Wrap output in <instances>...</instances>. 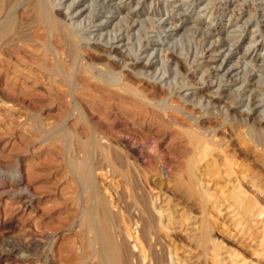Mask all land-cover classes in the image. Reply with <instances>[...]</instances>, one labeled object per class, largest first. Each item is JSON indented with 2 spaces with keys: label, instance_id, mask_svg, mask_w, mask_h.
<instances>
[{
  "label": "rangeland",
  "instance_id": "rangeland-1",
  "mask_svg": "<svg viewBox=\"0 0 264 264\" xmlns=\"http://www.w3.org/2000/svg\"><path fill=\"white\" fill-rule=\"evenodd\" d=\"M137 1L112 0L103 32L129 12L137 24L151 14L180 24L169 44L186 60L176 76L170 67L158 73L170 90L93 49L74 53L141 100L119 85L64 81L70 60L53 58L64 47L34 20L35 0H0V26H14L0 32V264H97L86 222L100 200L112 211L107 232L120 264H264V0ZM228 23L239 32L226 34ZM142 28L155 42L157 30ZM226 51L234 72L215 74ZM211 90L217 103L207 105ZM140 201L165 208L166 221H151Z\"/></svg>",
  "mask_w": 264,
  "mask_h": 264
},
{
  "label": "bare ground",
  "instance_id": "bare-ground-1",
  "mask_svg": "<svg viewBox=\"0 0 264 264\" xmlns=\"http://www.w3.org/2000/svg\"><path fill=\"white\" fill-rule=\"evenodd\" d=\"M142 1L143 0H139V2L137 1L138 4H136V7H139L141 5ZM165 1H170V0H165ZM172 1H173L172 5L175 6L176 8L185 6V3H186V0H172ZM111 2H112V0H99V2L97 0L95 6L93 5L94 7L91 4V3H95L94 0H35V3L33 2L34 3V5H33L34 10H31V11H35L34 20L37 22V24L38 23L42 24L44 26V28H46L45 30H47L48 34L52 35L53 38H54V36L59 38L58 42H59V44L61 43L60 46L64 47L63 48L64 50L63 51L61 50L62 52H58V53L55 52L54 50H53L54 52H52V49H50L51 51L50 50L49 51L52 52L53 58L56 60L57 57L61 58L63 56V59H64V57H66V59L68 58L70 60L69 61V63H70L69 64L70 65L69 70L67 71V73H62L63 74V76H62L63 80L69 84H72V85L76 82H78L79 84H86V83H89V81H92V82L95 81V82H98L101 84H106V85H111V86H118L119 85L120 79L118 77L114 78V77L108 76L107 74L102 73V71H100L95 66L92 67V65L86 64V62H84V61H83L84 63L80 62L79 59L81 57L79 58V55L77 53H78L80 47L83 46L88 51H90L91 49L96 51L98 53V55L101 57L100 59L103 61L105 60L107 62H114L115 64H118L120 66L124 63L125 65H123V67L124 66L127 67V70L134 77L142 79L143 81L147 80L148 82L158 84V86L160 85V87L163 89L170 90V88H171V87L169 88L170 80L166 81L164 75L160 73L161 76H158V73H159L160 69H165V68L170 67L173 69V71H175V76H176L177 75L176 72L179 71L180 65H182L183 64L182 62H184L186 60L185 59L186 56L183 57L181 55V53L178 54L175 51L177 43H178L177 41L176 42L173 41L172 43L169 44L170 37L172 36V34L174 32H176L177 26H179L180 24L174 25L173 23H168L169 19L165 16V14L163 17L162 16H156L154 14L148 15V17L145 19L144 22H142V23L139 22V24H137L136 20H133L131 18V15L129 14L130 13L129 12V13L125 14L122 18H117L116 23H114V25L112 26L110 31L103 32V30H104L103 26L108 24V21L105 20V18H104V15H106L105 11H107V10L110 11L113 9ZM205 6L207 7V5H205ZM116 7L117 6H115V8ZM206 7H202L200 10V12L203 15H205L207 12ZM118 8H120V6ZM184 13L185 12L183 11L181 13V15H184ZM149 16H151V17H149ZM9 23L8 22L6 24L3 23V25L1 24L2 26H0V32H2L3 36L7 37L9 35V33L13 32V31L12 32H10V31L14 28V26L11 23L10 24ZM138 25H139L138 29H136L134 32V29ZM143 25L145 27L148 26L149 30L151 29V31L157 30V32H156L157 35L155 36V38H156L155 42L152 41V39L150 41H147L148 36L144 37V34H140V33H143L140 30L143 27ZM244 25H247V23H244ZM29 27H31V26H29ZM23 28H25V27H23ZM144 29H146V28H144ZM195 30H196V28H195ZM237 31H236L235 23L234 24H229V23L227 24L226 34L236 33ZM152 32L155 33L154 31H152ZM21 34L23 36H25L24 35L25 34L24 29L15 33L14 36L11 35L12 36L11 41L18 39V37H23ZM162 34L164 36H162ZM26 36H27V34H26ZM13 37H14V39H13ZM150 37H149V39H150ZM179 40H181V39H179ZM222 40H224V39H222ZM258 42H259V40H255V43H258ZM153 43H155V44H153ZM179 45H182V44H179ZM251 48L252 47L250 46L247 49H245L247 51V54L249 53L248 51H251L250 54L252 55L253 51ZM208 49L209 48H207V50ZM76 50H77L76 54L78 56H76V54L74 53V52H76ZM209 50H211V49H209ZM49 51H48V48H47V50H45L44 57H46V55H47V53H49ZM211 53H212V51H211ZM219 53H221V51ZM219 53H217V54H219ZM213 54H211V56ZM224 54H225L223 57L224 60L223 61L221 60V62H220L221 64L219 65V67H217V69L215 71H213V72H215V74L220 72V71H224L225 72L224 74H227V75H228V73L233 74V72H234L233 69H231V68L226 69L228 61L225 60L226 59L225 57H227V55L229 56V52L224 53ZM247 54L245 53V55H247ZM209 55H210V53H209ZM205 57H207V56H205ZM229 58H231V56ZM245 58L248 59V57H245ZM245 58L243 57V59H245ZM250 58H252V57H250ZM63 59L61 58V60H63ZM195 59L193 57V60H195ZM200 59L202 60L201 57H200ZM81 60H83V59H81ZM209 60H213V59L211 58ZM66 61H68V60H66ZM52 62H54V61H52ZM58 62H59V60L57 61V63ZM61 62L59 64L56 63V65L60 67ZM207 62H208V59H207ZM197 63H198V61H197ZM201 63H202V61H201ZM61 68H62V66H61ZM61 68H59V70ZM57 73L58 72H56V74ZM186 74H188V73H186ZM205 75H208V73H206ZM198 79L200 80L201 78H198ZM209 85H210V87L214 86L213 83L209 84ZM202 86H203V84H202ZM202 86L197 87L198 90H201ZM118 88L121 89L122 91L126 92L130 96H132L134 99H137V100L142 99L141 94L135 92L134 90H132L130 87H128L126 85H121V86L119 85ZM69 89H70L69 92L71 91L70 94L71 93L73 94L74 89L73 88H69ZM212 91L213 90H211L209 94H205L204 99H205V102H207V105L217 103L215 95H214L215 92H212ZM217 91H219V90H217ZM186 95L184 93V96H186ZM178 96H179V94H178ZM182 97H180V98H182ZM218 103H219V101H218ZM228 109H229V107H228ZM195 134L194 135H193V133L191 134V140L190 141H191L193 147L198 150L201 148V146L203 144H202V139H199V136H197ZM130 140L131 139L122 137V142L125 145H128L130 143ZM101 143L104 144L103 141ZM128 146L131 147V143ZM193 163H194V158H193ZM83 170H79V171H77V173L81 176L86 175L85 173H87V172L83 171ZM204 193H205V191H204ZM157 196L154 195L153 197H157ZM139 198L137 197V199H139ZM154 199H151V200H153L152 202L158 201V200H156V199L154 200ZM140 202L142 204L144 201L143 202L140 201ZM146 203L147 202H145V204L143 203L141 207H142V210L144 211V213L148 216V218L152 221V217L154 219V215H155L158 217L159 223L163 224V221H166V219L164 217L165 216V214H164L165 208L162 210L161 208L157 207L155 205L157 202H155V203L150 202L151 203L150 205H148ZM111 209H112V207H111ZM88 214H89V212H88ZM87 219H88L86 222L87 226L89 228H91L94 232L93 242L95 243L94 245L96 246L95 248L93 247L92 244L89 246L90 255L93 257V259H97V264H120V256L118 255L117 245H116V242L114 241V237L111 234H109V232H107V227L114 222V218L112 215V211L109 210V207L107 206L106 202L104 200H100L99 209H96L95 211L92 210V212H90ZM154 222H155V220H154ZM162 224H161V226H162ZM135 228H134V230H135ZM127 235H128V233H127ZM132 235H134V234H132ZM142 236H144L143 233H142ZM140 239H141V237H140ZM128 241L131 242V240H129V239H128ZM127 246L128 247L130 246L133 249L135 248L134 245H132V246L127 245ZM175 262L176 261H173L172 258H170V260L168 261V264H176L177 262L176 263Z\"/></svg>",
  "mask_w": 264,
  "mask_h": 264
}]
</instances>
